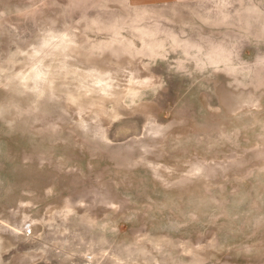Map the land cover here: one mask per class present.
Returning <instances> with one entry per match:
<instances>
[{
	"label": "rangeland",
	"instance_id": "374dc122",
	"mask_svg": "<svg viewBox=\"0 0 264 264\" xmlns=\"http://www.w3.org/2000/svg\"><path fill=\"white\" fill-rule=\"evenodd\" d=\"M0 264H264V0H0Z\"/></svg>",
	"mask_w": 264,
	"mask_h": 264
},
{
	"label": "clouds",
	"instance_id": "9594fccd",
	"mask_svg": "<svg viewBox=\"0 0 264 264\" xmlns=\"http://www.w3.org/2000/svg\"><path fill=\"white\" fill-rule=\"evenodd\" d=\"M164 58H166V57H164ZM214 70H215L216 72H218V73H224V72H225L224 68H221V67H219V66L214 67Z\"/></svg>",
	"mask_w": 264,
	"mask_h": 264
}]
</instances>
